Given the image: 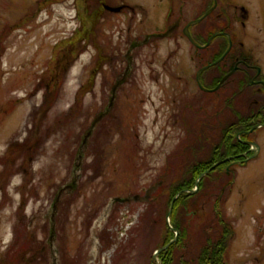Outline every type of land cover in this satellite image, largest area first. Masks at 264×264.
Returning a JSON list of instances; mask_svg holds the SVG:
<instances>
[{"label": "rangeland", "instance_id": "obj_1", "mask_svg": "<svg viewBox=\"0 0 264 264\" xmlns=\"http://www.w3.org/2000/svg\"><path fill=\"white\" fill-rule=\"evenodd\" d=\"M103 1L0 0V174L7 171L0 255L13 241L14 249L23 244L15 264L22 255L17 264H158L166 224L179 233L158 207L182 176L186 154L206 152L207 135L218 134L216 123L202 126L217 117L208 115L213 103L198 91L197 52L183 28L202 2L175 3L172 16L184 10L176 19L166 15L168 0H133L145 7L131 19L110 14ZM234 1L251 7L249 18L234 20L236 48L264 65V0ZM75 37L76 54L64 57L60 70V51ZM134 40L139 44L131 47ZM129 50L133 67L124 79ZM238 76L220 100L234 94ZM248 94L237 106L249 110ZM191 98L204 107L181 113ZM257 135L260 150L245 164H231V184L217 205L233 225L228 264H264V127ZM217 197L188 207L197 241Z\"/></svg>", "mask_w": 264, "mask_h": 264}, {"label": "trees", "instance_id": "obj_2", "mask_svg": "<svg viewBox=\"0 0 264 264\" xmlns=\"http://www.w3.org/2000/svg\"><path fill=\"white\" fill-rule=\"evenodd\" d=\"M200 15H202V13ZM200 15H198V17ZM209 17L210 16H207L201 22L190 26L193 38L199 44H204L215 32L225 31L231 35L233 41V47L231 46L232 48L230 52L223 57L220 62L213 65V67L211 66L207 68L202 73L201 79L203 85L206 88L214 89L224 75L234 68L237 57L247 60L249 55L248 53L245 54V51L242 48L240 50L236 48L237 39L235 36L236 34L232 31V20L224 18L220 20L217 18L216 21L211 24L207 23L205 25V22L210 20ZM82 36L83 33L79 35L80 38ZM84 36H86L85 32ZM75 42L76 37L73 38L72 42L68 46L66 45L60 51L62 55L58 57L56 62V65L60 67V70L61 64H63L65 60L64 57L70 58V55L76 54ZM228 45V38L224 35H218L215 36L212 43L208 47L203 49L196 47L195 50L197 52L196 59L198 62V68L212 63V61H216L218 57L223 55ZM240 65L243 64L240 63ZM235 74H238L239 76L237 77V82H235L236 86L233 91L234 94L230 96L224 94L220 100L218 97L224 93L225 85L229 83ZM246 77V74L237 69L232 75L226 78L221 87L215 91L202 90L197 84V88L199 89L198 91L205 95L204 97L207 96L209 103H213L211 104L212 109L208 110L209 112L207 111L208 115L213 116V118H215V116L217 117L216 119L209 120V123L203 122L205 125L202 126L207 127L208 124L209 129L212 130L213 126L210 125L216 123V129L219 130L217 131L218 134L215 133L212 136L207 135L209 138L208 145L203 146V149H205L206 152L203 151L202 153L199 152V154H186L184 160L185 167L181 165L183 169H180L182 176H177L172 181L171 185L168 187V196H166L165 199L166 202L163 203V207H158L159 212L161 213L163 211L164 217H166L168 208L173 199L176 197L173 203L171 223L173 228L177 229L179 233L176 237V233L173 232L169 225L166 224V235L159 247L165 246L172 239H174V237L177 239L171 242L167 249L160 252L159 259L161 264H228L224 258H226L225 254L226 251H228L231 237L233 235V225L225 217H222L223 215L222 213H219L217 205H220L219 201L222 198L220 195H222L227 187L230 186L233 178L232 174L230 175L227 173V165L229 164V161L228 163L225 162L221 163L219 166L217 165L216 168L203 175L199 179L198 185L196 184V181L200 175L205 170L209 169L214 163L230 156H236L237 154L246 151L248 148V145L241 142V140L248 136L247 131L251 126V122L248 120L250 117V111L237 106V99L240 98L239 96L247 89L246 87H248L247 82H249V80ZM54 78H56L55 75ZM248 98L246 99L247 107L249 109L251 99ZM193 99L194 98L184 101L185 103L183 104V110L181 113L189 108L199 110L204 107L203 104L197 106ZM229 110L232 114L228 115L226 112ZM183 117L184 115H182V118ZM184 120L190 122L186 116L184 117ZM203 127L199 125L197 129L199 130ZM191 128L192 126H189L188 130ZM199 137H203V135H199ZM188 147L186 146V149H189ZM8 153L9 155L7 157L12 154V152ZM6 172L7 171L5 170L4 173L6 174ZM5 174H0V183L3 181V176ZM196 185L198 186V189L194 193L188 194L187 191L195 188ZM213 193H218L215 206L217 211L210 216V224L207 223L199 230L198 233L200 241H197L194 239L189 229L190 226L188 221L192 219L191 216H188V213L190 212L189 208L195 203L198 204L200 199H203L206 196L208 197V195ZM193 213L197 214V210L193 209ZM214 221L217 225H215ZM20 248L23 249L25 247H23V244L21 245V243H19L17 248L14 249L13 241L11 246L5 251V255H0V264H15L14 259L11 258L16 255V251ZM21 249L17 255L21 253ZM23 261L24 255L21 256L20 261L16 262V264L23 263ZM150 261H152V259ZM154 264L156 263L154 262Z\"/></svg>", "mask_w": 264, "mask_h": 264}, {"label": "flooded vegetation", "instance_id": "obj_3", "mask_svg": "<svg viewBox=\"0 0 264 264\" xmlns=\"http://www.w3.org/2000/svg\"><path fill=\"white\" fill-rule=\"evenodd\" d=\"M188 1L192 2L193 0H188ZM195 1H198V0H195ZM179 2H183V4H185V0H168V3L170 4V9L166 11V15H168L169 18L170 17H174V18L176 17V19L182 18L183 11H184L181 7L182 5L179 6L180 8L178 9V11H179L178 15L172 16V15H174L173 14V12H174L173 6L175 3H179ZM200 2H202V3H201V5H199V12L200 13H198V15H200L201 13L203 15L206 11H208L209 9H211L213 7L209 16L216 17L220 20H222L223 18L224 19H230V20H232L233 28H234L233 24H234L235 19H240L242 17L243 18L244 17L249 18V16H250L251 7L248 6L247 4H244V2H242V3L240 2V4H237V2H235L234 0H200ZM150 5H154V2H151ZM239 5H240L241 10L237 11L236 8H238ZM102 6L104 7L105 10L110 12V14H113L116 17L127 16V17H130L131 19L136 18L135 9L137 7L142 8V9H144V7H145V5L142 2L140 3L137 1H133V0H128L126 2L124 0H119V1L118 0H104L102 3ZM128 13H130V14H128ZM199 17L196 15V17L194 19L199 18ZM177 25H178V22H174L170 26L169 30L164 34H168L170 29L175 28ZM130 28L131 27H129V29ZM135 44H139V42L134 40L132 42L131 46L133 45V47H134ZM193 46H194V48L197 47L194 44H193ZM128 55L130 56V58H129V60L127 58L128 67L125 69V71L123 73L124 79L127 76L126 74L129 73V71H131L132 67H133L130 51H128L127 56ZM196 55H197V53H196ZM248 55H249V58L247 60L244 58H241V57H237L236 58V64L234 66L236 68V70L238 69L240 72H243L244 74L247 75L246 78H248L249 82H247L248 87H246V88L249 90L248 97L251 99L250 105H249V111H250L249 116L250 117L248 119L251 122V126H250L249 130L247 131L248 136L244 137L241 140V142L248 145V148L246 149V151L237 154L236 157L233 159L234 161H239L237 164H245V162H246L245 159L248 156L254 155L253 157H255V154H254L255 151L260 150L259 149L260 147L256 143V140L258 137V135H257L258 129H261L264 127V65L263 64L258 65V63H256V61L254 60V57L251 53H248ZM240 63L243 65H240ZM202 67H200V68H202ZM200 68H198V63H197V72ZM197 72H196V75H197ZM201 76H202V74H201ZM201 81H202V79H201ZM197 84H198V82H197ZM243 153H246V156L240 155ZM227 171H229V169Z\"/></svg>", "mask_w": 264, "mask_h": 264}, {"label": "water", "instance_id": "obj_4", "mask_svg": "<svg viewBox=\"0 0 264 264\" xmlns=\"http://www.w3.org/2000/svg\"><path fill=\"white\" fill-rule=\"evenodd\" d=\"M212 9H213V7H212L211 9H209L208 11H206L203 15H201V17L189 21V22L186 24V26L183 27V28H184V33H185L186 36L189 38V40L191 41V43L194 44L195 46L199 47V48H202V47H206V46H208L210 43H212V40H213V39L215 38V36H217V35H221V36H222V35H225V36L228 38L229 45L227 46V49L225 50V52L223 53V55H222L221 57H218V59H217L216 61H214L213 64H212V63H211V64H207V65L203 66L202 68H200V69L198 70V72H197V75H196V78H197V79H196V80H197V82H198V85H199V87H200L201 89L206 90V91H213V90H215V89H219V88L221 87L222 83L226 80V78H228L229 75H231V74L235 71V69H236V68L234 67L230 72H228L227 74H225L224 77L221 79V81L218 83V85H217L216 87H214V89H213V88H212V89L206 88V87H204L203 84H202V81H201V74H202V72H203L206 68L210 67L211 65L213 66V65L217 64L218 62H220V61L223 59V57H225V56L230 52V50H231V48H232L231 46H233V41H232V38H231L230 34H229L228 32H225V31H217V32H215L214 34H212V36L209 38V40H208L205 44H199L194 38H192L193 36H192V34H191V31H190V26L193 25V24L199 23L202 19H204L207 15L210 14V12L212 11ZM133 45H134V44H133ZM133 45H132L131 47H133ZM130 49H131V48H130ZM129 51H130V50H129ZM127 58H128V60H129L130 56L128 55ZM122 81H123V80H122ZM117 84H119V82H117ZM86 137H87V136H84V139H83L82 144H84V143L86 142ZM79 154H80V156L83 154V152H82V147H81L80 150H79ZM240 155L246 156V153H243V154H240ZM253 156H254V155H252V156H248V157L245 159V161L247 162V160H248L249 158H252ZM235 157H236V156H230V157H227V158H225V159H223V160H221V161H218V162L214 163L209 169L205 170V171L200 175V177H199V178L197 179V181H196V184L198 185L199 179H200L203 175L207 174L210 170H212V169H213L214 167H216L217 165H220L221 163H225V162L228 163V161H229V164H228V166H227V170H228L229 167L231 166V164H233V163H238V162H239V161H233V159H234ZM197 185H196L195 189H192L190 192H194V191L198 188ZM73 187H74V186H73ZM62 191H63V186L60 187V189L58 190V193H57V195H56V197H55V199H54V201H53V206H52V208H53V212H52V214H54V213L56 212V206H57V203H58V201H59V198H60V196H61ZM175 198H176V197H175ZM175 198H174L173 201L171 202V205H170V208H169V211H168V215H167V221H169V219H170V217H171V215H172L173 203H174ZM120 200L123 201V200H125V198H121ZM51 222H52V225H51V240H52V239L54 238V220L52 219ZM176 234H177V233H176ZM175 240H176V238H175V239H172V240H171L168 244H166L165 246L159 247V248L156 250V256H158L159 253H160L161 251L167 249V248L169 247L170 243L173 242V241H175ZM158 264H161V261H160V260H159Z\"/></svg>", "mask_w": 264, "mask_h": 264}, {"label": "bare ground", "instance_id": "obj_5", "mask_svg": "<svg viewBox=\"0 0 264 264\" xmlns=\"http://www.w3.org/2000/svg\"><path fill=\"white\" fill-rule=\"evenodd\" d=\"M159 248V247H158Z\"/></svg>", "mask_w": 264, "mask_h": 264}]
</instances>
